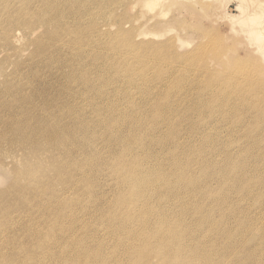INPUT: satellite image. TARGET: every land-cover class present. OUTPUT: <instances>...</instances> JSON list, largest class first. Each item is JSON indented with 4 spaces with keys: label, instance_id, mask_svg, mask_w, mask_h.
Here are the masks:
<instances>
[{
    "label": "bare ground",
    "instance_id": "1",
    "mask_svg": "<svg viewBox=\"0 0 264 264\" xmlns=\"http://www.w3.org/2000/svg\"><path fill=\"white\" fill-rule=\"evenodd\" d=\"M19 1L0 0V165L15 161L0 189V264H122L124 253L132 264H264V222L242 211L264 188V67H244L255 53L264 62V0H240L238 17L225 11L255 46L244 60L217 55L216 26L184 28L190 0ZM214 1L199 14L227 0ZM134 8L141 18L175 9L140 29L176 35L137 42L135 25L126 29ZM16 30L36 33L25 63ZM190 34L199 39L187 53L177 44ZM100 236L112 250L89 244Z\"/></svg>",
    "mask_w": 264,
    "mask_h": 264
},
{
    "label": "rangeland",
    "instance_id": "2",
    "mask_svg": "<svg viewBox=\"0 0 264 264\" xmlns=\"http://www.w3.org/2000/svg\"><path fill=\"white\" fill-rule=\"evenodd\" d=\"M24 1H29L31 3V5L33 6L35 0H24ZM184 1H186V0H183V4L187 5ZM18 2H20V1L18 0ZM176 2L180 6L179 3L182 2V0H176ZM200 2H201V0H190V1H187V3L189 5H192V6L195 7V9L192 11L193 14H189L188 11L187 12H184V14L182 13V17H181L182 19H180L178 21L181 24L184 25V28H185V26L187 27V26L196 25V24H199V23L200 24H203V27L204 28H207V30L211 26H214V27L216 26L218 28V30H219L218 31L219 32V35L222 37L221 43L219 41H217V45H215V52L217 53V55L220 56V57H222L225 60L226 59L229 60L231 56H236V57L244 60V58L247 57L248 54H250V51L252 50L251 47L253 46V49H254L255 46H254L253 42L251 43L248 40V38H247V36H246L245 33H241L238 30L240 28V26H238V27L236 26L233 30H231L232 27L229 24V22H228V20L226 18V13H225V11L229 8L228 9L229 11H226V12H229V14L231 13L233 16L238 17L240 15V12L238 10V5L240 3V0H227V1H223L222 4H221L222 9L220 8V9L216 10L215 12H213V9H210V11H207V12L202 11L203 16L199 14V11H201L202 9H204L205 6L215 5L217 7V5H216V3H215L214 0H204L203 3H200ZM134 3H135L134 0H132V4H134ZM93 7L96 8L97 6L93 5ZM7 8H8L7 10H5V8H2V9H4V11L8 12L11 7H7ZM96 11H97V9H95V12ZM174 11H175V9H172L171 12L170 11L169 12H167V11L164 12L165 15H167V16H165V15L164 16H157L158 11H155V13L154 12H150V13H148V14L146 13L144 15L145 18L144 17L141 18V12H140L139 8L138 9H135L134 8L132 14H130L131 15V18H134V19L135 18L136 19L139 18V19H138L137 22H131L130 21L129 24L126 26V29L128 30L129 27H131L132 25L133 26L135 25L132 28H133V32L136 34V40H137V42H141V41L148 42V41H151V40H154L156 42H165L171 36L176 35V31L175 32H173V31L171 32L170 31L169 33L168 32L165 33L164 31L163 32H155L157 34H161L160 37H156V36H153V35L147 36L145 34H142L143 28L140 29V27L142 26L141 25V22H147L150 19H152V17H154V21L155 22L166 23V21H168L170 19V17L173 14H175ZM118 14H123V12L118 13ZM135 14H137V15H135ZM162 17H163V20H162ZM111 20H113V18H111ZM261 20H259V21H261ZM262 21L263 22L260 23L261 25L258 24L259 25L258 27L261 28V26H263L260 29V31L261 32H264V30H262L264 28V17H263V20ZM131 23H133V24H131ZM179 27L180 26H178V28H177V33H181L182 34L183 33L182 28H179ZM16 32H17V34H19V39L16 42H14V45L17 48H24V50L22 51V55L20 57V60L23 63H25V62L28 61L26 59V57H28L30 55L32 49L29 48V47H25L24 45H25V43H27L28 39H30L32 41V39L35 37L36 33L32 37H30V38L28 37L27 38V37H24L23 31L16 30ZM180 38L183 41V43L184 44H187L188 46L182 47L179 44H177V48L180 49V50H184L187 53L191 52V50L195 47V45L198 44L197 41L199 39L197 35L194 36L192 34L185 35V36L182 35ZM246 39H247V41H245ZM204 41H206V39H204ZM247 42L249 43V45L251 43L250 47H249V45H248ZM185 47H186V49H185ZM7 50H8V52L10 51L9 49H7ZM0 51H1L0 52V56L1 57L4 56L7 53V51L4 50L3 48H0ZM257 57H259L258 53H255L254 55L251 56V58L248 57V59H247L248 61H244L245 62L244 67L245 68H248V70L251 73L254 70V66L257 64V61H259L260 62V65L262 67H264L263 66L264 65V62L261 61V59H259ZM212 65H214L215 69L218 70L219 72H222V70L224 69L222 67V65H220L219 63H217V64H214L213 63ZM163 66H161V67H163ZM232 68H234V67H232V66L231 67H227V69H229V70H231ZM191 70H198V67L191 68ZM191 70H188V71H191ZM211 70H214V69H211ZM11 71H12V69L9 68L8 69V73H10ZM153 72H155V69H153V68L148 72L151 79L153 78ZM165 72H168V71H165ZM165 72H163V73L165 74ZM222 76L223 77H227V74H223ZM0 80H2V74H1V72H0ZM133 91L134 90L132 89L131 92H130V95H132ZM122 100H123V103L122 104L123 105H127L126 104L127 97H123ZM113 101L114 102H117V101H121V100L118 97H114V96L112 97V96H110V102H113ZM122 109H124V108H122ZM124 110L126 112L129 111V109H124ZM237 119H238L237 116L236 117H232L230 120H228L227 125L224 128H222V130L229 131L227 129L230 128V127L235 126L237 124ZM219 124L220 123L218 122L217 125H219ZM223 125L224 124H222L221 126H223ZM223 135H226V132H224ZM241 143H242V141H240V139L235 140L234 143H233V145H232V147H231L232 150L233 149H236L237 154H239V152H240V145H241ZM263 146H264V144H263ZM19 153L21 154V152H19ZM221 159H222V162H223L224 161V157L221 156ZM5 161H6L5 164H1L0 165V180H1L0 181V185L3 184L2 186H0V189L1 188H6L10 184V181H11L10 180V177L8 178V176H6V175H8V173L10 172V170L12 168V165L15 163V161L14 162H11V160H5ZM254 164H255V161H252L251 162V165L254 166ZM8 169H10V170H8ZM7 171H8V173H7ZM236 171L237 170H235L234 172H236ZM259 173H261L260 176L264 175V164L260 166V172ZM252 190H254V189H252ZM252 190H251V194L253 196H250L249 195L250 198L244 200L245 202L243 201L242 211L245 212V213L248 212V214L251 215V216H253V217L258 216L259 222H264V199H260L261 202L257 200V199H259L261 197H264V188L261 190V194H254ZM110 195H112V193H110ZM197 200H198L197 197L192 198L191 203L193 204L195 201L197 202ZM199 202H200V204L202 205L203 208H209L211 206V204H212L211 199L209 197H207V196H203V198L201 200H199ZM191 212L194 214L193 211H191ZM222 212H224L227 215H229V212H232L231 205L228 208H224ZM240 217L241 218L243 217V214L242 213L239 214L237 218L230 219V222H231L230 223V226H233V227L237 226L238 220L241 219ZM215 219L220 223V220H221V212L218 211V212L215 213L214 220ZM239 222H240V220H239ZM255 233H256V231L253 234H255ZM99 234L102 235V233H100V232H99ZM103 234L106 235L104 232H103ZM251 237H252V235H249L248 238H251ZM101 242H105L106 244H108L109 247H110V249L112 250L113 244L109 240V238L107 239L105 237H101L100 236V237H97V239L95 241H91V243H89V244L91 246H93V247H96ZM246 245L248 247H250L251 249H253V247L256 245V241L250 240V241H248V243ZM15 247H17V246H15ZM108 254H110V252ZM262 256H261L262 257L261 258V260H262L261 263H264V249L262 250ZM120 259H123L122 260V264H132L133 263V260L135 258H132L131 255L128 256V255H126V253H124V254H120ZM153 263L155 264L156 262H153ZM159 264H161V263H159Z\"/></svg>",
    "mask_w": 264,
    "mask_h": 264
}]
</instances>
